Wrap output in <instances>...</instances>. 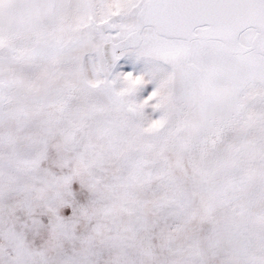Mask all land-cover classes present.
<instances>
[{
    "label": "snow or ice",
    "instance_id": "snow-or-ice-1",
    "mask_svg": "<svg viewBox=\"0 0 264 264\" xmlns=\"http://www.w3.org/2000/svg\"><path fill=\"white\" fill-rule=\"evenodd\" d=\"M0 264H264V0H0Z\"/></svg>",
    "mask_w": 264,
    "mask_h": 264
}]
</instances>
